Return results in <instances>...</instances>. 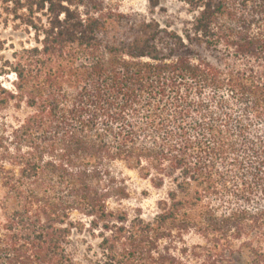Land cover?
I'll use <instances>...</instances> for the list:
<instances>
[{
  "label": "trees",
  "instance_id": "16d2710c",
  "mask_svg": "<svg viewBox=\"0 0 264 264\" xmlns=\"http://www.w3.org/2000/svg\"><path fill=\"white\" fill-rule=\"evenodd\" d=\"M146 1L0 0L34 42L0 70V264H264V0H177L180 30Z\"/></svg>",
  "mask_w": 264,
  "mask_h": 264
},
{
  "label": "rangeland",
  "instance_id": "374dc122",
  "mask_svg": "<svg viewBox=\"0 0 264 264\" xmlns=\"http://www.w3.org/2000/svg\"><path fill=\"white\" fill-rule=\"evenodd\" d=\"M109 3L120 13L133 17H151L148 13L146 0H109ZM162 11L157 10L153 18L162 27L168 26L174 30L183 28L184 23L191 20L187 7L177 0H160ZM5 5H0V70H8L4 67L6 61H11V56L21 47H30L34 44L32 30L17 20L16 17L6 11ZM4 86L10 88L9 84L14 80L9 74L0 77ZM117 171L124 177L129 189V198L119 204H111L112 208L125 210L131 217L140 213L144 220L153 218L156 213V201L161 197L162 191L154 190L147 181L141 179L137 171L129 170L118 165ZM97 240L88 234L74 235L73 246L78 258L89 254L92 256ZM89 246L91 253L87 252Z\"/></svg>",
  "mask_w": 264,
  "mask_h": 264
}]
</instances>
